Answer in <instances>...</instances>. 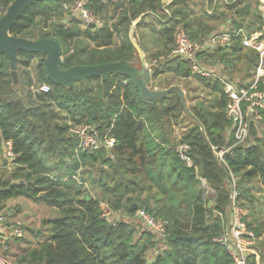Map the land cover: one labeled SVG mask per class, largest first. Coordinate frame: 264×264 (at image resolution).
Instances as JSON below:
<instances>
[{"label":"trees","instance_id":"obj_1","mask_svg":"<svg viewBox=\"0 0 264 264\" xmlns=\"http://www.w3.org/2000/svg\"><path fill=\"white\" fill-rule=\"evenodd\" d=\"M75 1L36 2L24 11L10 33L32 40H57L62 49L63 69L117 61L135 65L137 49L130 37L133 25V36L148 29L167 37L170 42L164 47L168 51L178 26H183L194 40L202 33L204 21L195 27L196 20L189 19L194 11L187 9L186 0H173L169 5L162 0H86L91 14L102 20L101 27H84L71 15L69 21L54 22L50 33H31L39 19L46 27L53 12L64 13V5ZM203 1L212 9L211 14L206 10L202 14L208 22L226 16L223 20H230L234 30H253L257 28L255 22L261 23L257 0H253L255 10L250 0ZM12 2L0 0L4 12ZM250 16L253 19L245 24L243 21ZM211 28L216 31L214 26ZM142 38H146L144 33ZM139 40L141 50L147 52L146 43ZM17 55V66L25 69L34 60H40L36 77L42 84H49L51 90L33 91L30 76L25 86L14 85L8 60L0 54V162L7 142L12 143L15 154L14 170L8 177L0 178V203L25 197L60 211L58 217L46 223L50 226L49 238L23 255L21 264H235L226 246L218 240L228 221L231 176L237 178L241 198H246L250 189L245 186L254 180L264 187V128L261 136L253 126V144L235 143L233 122L226 114L229 99L219 81L199 77L220 95L215 103L196 101L191 105L190 111L200 124L194 123L177 139L173 128L184 110L177 95L145 101L131 81L119 74H111L105 81L100 77L78 81L72 87L55 85L47 77L40 54ZM212 56L229 67L246 57L250 69L244 78L253 74L257 63L256 52L242 46L240 38L229 51L215 49ZM181 69L185 70V77L191 75L189 64L181 59L159 61L152 76L178 73ZM33 99L44 104L30 103ZM59 112L66 115L62 117ZM73 125H90L101 138L108 134L115 140L114 147L77 152L79 140L69 132ZM181 143L190 147L187 153L191 166L181 158ZM221 152L224 162L218 156ZM97 161L99 171L89 172L93 188L98 191L92 194L80 182H85L82 169L87 162ZM200 177L217 191L213 208L202 201ZM146 191L151 195L143 198ZM133 204L137 205L135 210H131ZM103 205L113 211L125 209L139 221L140 209L166 220V234L161 238L164 247L157 244L151 236L156 235L142 221L143 227L141 223L134 225L106 217ZM215 211L222 212L224 218ZM248 227L258 236L264 233L263 226ZM153 252L156 253L150 261ZM248 264H257L254 255L249 256Z\"/></svg>","mask_w":264,"mask_h":264},{"label":"built area","instance_id":"obj_2","mask_svg":"<svg viewBox=\"0 0 264 264\" xmlns=\"http://www.w3.org/2000/svg\"><path fill=\"white\" fill-rule=\"evenodd\" d=\"M64 8L70 10L77 17L82 26L88 27L95 24L101 27L99 19L94 17L85 3L76 0L72 4H65ZM167 15H170L168 8L164 9ZM257 10L262 21V25L254 30L245 28L232 29L231 25L226 28H220L207 37L200 40L192 39L183 26L176 28L174 36V45L170 51L161 56L159 59L153 60L150 64L146 63L148 69L153 71L159 61H171L181 59L189 64L190 71L193 75L202 78H214L222 84L223 92L228 97L229 102L226 107L227 117L233 122V136L236 144H242L249 136L251 128L257 126L262 120L264 113V0H257ZM209 14L212 9L207 10ZM256 25V24H255ZM258 26V25H257ZM241 40L242 46L252 49L256 52L257 63L253 70L251 80L245 82H234L228 80L227 77L219 70L220 66L211 67L201 61V55L214 49H231L236 39ZM216 65V64H215ZM126 82V81H124ZM38 93H48L51 90L49 84L43 83L37 88H33ZM79 126V125H78ZM72 135L79 140L77 152H92L103 147L112 149L115 140L106 134L103 138L99 136L97 129L86 125L83 128L71 126ZM189 145L181 143L178 147L181 158L192 165L190 156L188 155ZM228 150V149H227ZM226 150V151H227ZM7 159L13 161L15 154L12 149V143L9 141L5 144V152ZM223 152L219 153L222 158ZM224 162V161H223ZM201 186L206 191H211L212 187L205 178L200 177ZM205 193V191L203 192ZM231 203H235L236 196L231 194ZM238 197V196H237ZM229 207L228 221L225 224V230L218 239L223 243L235 264H248L250 255H254L257 264H261V254L259 253L255 243L258 238L263 235H257L253 229H250L243 221L239 210L233 206ZM216 215L224 218L222 212L215 211ZM104 215L108 217V214ZM137 216L142 219L147 228L158 237L162 238L166 234V226L168 222L163 219L155 218L143 209L137 211ZM24 227L19 219L12 220L5 216H0V244L9 243L11 240L23 238ZM156 253V252H155ZM152 253L150 261H153ZM0 264H13L10 258L0 253Z\"/></svg>","mask_w":264,"mask_h":264},{"label":"rangeland","instance_id":"obj_3","mask_svg":"<svg viewBox=\"0 0 264 264\" xmlns=\"http://www.w3.org/2000/svg\"><path fill=\"white\" fill-rule=\"evenodd\" d=\"M84 3H86V0H81ZM188 1V10L194 11L189 15V19L196 20L195 22L196 25L195 27L197 28L198 25H200L198 22L199 21H204L202 23V33L201 36L198 38L200 40L202 37H207L211 33H213V29L211 28L212 26L215 27L216 30H218L219 26H221L222 23L226 22L223 19L226 16H222L219 21H206L205 17L202 18L203 12H205V5L203 0H186ZM251 1V5L253 9L255 10V3L253 0ZM65 10V8H64ZM112 10V8H111ZM70 11V10H69ZM68 10H65L64 13H59V12H53L52 13V19L51 21L48 22V26L44 27V21L42 19H39L37 21V24L34 26L33 29H31V33L39 35L41 33H50L52 25H54V22H59L61 20L69 21L70 16L72 15L71 12ZM4 12L3 6H0V13ZM254 12V11H253ZM230 13V12H229ZM255 13V12H254ZM205 14V13H204ZM231 14V13H230ZM99 20L100 18L97 17ZM203 20H202V19ZM252 17L246 18L243 22L245 24L250 23ZM230 21V20H227ZM102 24V20H100ZM260 24L258 22H255L256 25L261 26L262 21L260 20ZM159 28L160 26H156ZM146 31V38H144V42L146 41V47L149 49V53L145 52V56H148V59L145 62L149 63L150 61H153L155 59H159V57L164 56L167 54L169 51L166 49L164 46L168 44L170 41H168L167 37H162L158 33H152L150 30H145ZM175 36V33H174ZM137 41V37L134 36ZM34 40V39H33ZM174 45V42H173ZM144 55V53H143ZM144 56V57H145ZM203 58H201L202 60ZM215 58L210 59H203L202 62L206 63L209 66H214L217 62L215 61ZM40 60L36 59L32 62L31 66L29 69L23 68L22 65L17 66V71H18V78H19V83L18 85H22L21 87L26 85V82L28 80V77L30 76L32 78V85L31 88H37L39 87L42 83L40 80L36 77V66ZM135 65L140 67L141 61L139 58V54L137 51V56L135 58ZM230 74L232 77H239V76H245L246 73L248 72V69H250L249 64L246 61V57H244L242 60H238L236 62L235 66H230ZM173 73V74H169ZM165 74V73H164ZM163 74V75H164ZM167 75L165 77L159 78V81L165 85L168 84H175L177 87H181L182 89H191L190 87L194 88L195 83L197 82L195 78L192 77V79H183L185 74V70L181 69L180 72H167ZM11 79V76H10ZM247 79V78H246ZM12 80V79H11ZM245 81V78H244ZM248 80L245 81L247 83ZM202 85V84H201ZM195 89V88H194ZM34 91V90H33ZM187 92V91H186ZM32 102L30 103H36L35 105H43L44 103L37 102L31 100ZM200 102V101H198ZM198 102H193V103H187V107L189 108L191 105L194 103ZM29 105V104H28ZM30 104L29 106H31ZM183 106V104H182ZM191 112V111H190ZM62 117L66 115V113L59 112ZM179 120L177 121V125L173 128V136H175L177 139H179L188 129L191 127L194 123H196V119L188 114L185 109L179 113ZM86 125H79L77 127L83 128ZM254 126V125H253ZM73 127V126H72ZM253 128V127H252ZM251 128V129H252ZM259 134H263L262 128H264V123L262 120L258 123L256 126ZM72 134V131H69ZM253 136H251V130L249 133L248 138L246 141H244L242 144L250 145L253 144ZM15 166L13 163H9L8 165H4L3 162H0V178L8 177L12 171L14 170ZM100 169V163L97 161L96 163L92 162H87V166H85L82 171H85L84 174L82 175L84 178L83 180L85 182H80V184H83V186L87 187L90 189L92 194L94 192H97L93 187V178L89 174L91 173H97ZM88 172V173H86ZM231 183H230V191L231 194L234 193L236 196L235 203L232 202V208L233 206L236 207L245 222V224H251V227H256V226H263L264 227V187L261 185V183L258 180H254L252 183L247 184L245 187L250 189V192L246 196V198H241L239 197V190L236 188L237 185V178L234 176H231ZM203 193L202 201L205 203L206 206L213 208L214 205L217 203V191L212 188V190L206 191L204 188L201 186ZM151 195V192L146 191L142 193V197L146 198ZM232 196V195H231ZM238 196V197H237ZM230 207V208H231ZM230 209L228 208L227 210V215L229 214ZM11 212L13 214V218H17L20 221H22L23 227H24V236L23 238L16 239V240H11L9 243L6 244H0V253H3L4 255L8 256L13 264H21L20 259L22 258L23 255H25L30 249L36 248L39 244L43 243L46 241L49 236H50V226L47 225V221L53 218H56L60 215L59 209L52 207L48 204H45L44 202L38 201V200H33L25 197H15L11 198L7 201L1 202L0 203V215H5V217H8L7 213ZM103 213L108 214L109 218L116 219V220H121L125 221L131 224H138L141 223L142 227L144 226L142 224V219L139 221L137 218H132L128 213H126L125 209H121L118 211H113L106 205H103ZM11 219V218H10ZM13 220V219H12ZM144 223V222H143ZM139 225V224H138ZM27 228V231H25ZM148 231V230H147ZM150 231V230H149ZM264 232V231H263ZM262 237L258 238L255 246L257 247L258 251L260 254L263 255V261L261 260V264H264V233H262ZM139 234L136 235V238H138ZM153 239L157 242V244L161 247H164V244L161 242V238L156 235L153 236ZM261 258V256H260Z\"/></svg>","mask_w":264,"mask_h":264},{"label":"water","instance_id":"obj_4","mask_svg":"<svg viewBox=\"0 0 264 264\" xmlns=\"http://www.w3.org/2000/svg\"><path fill=\"white\" fill-rule=\"evenodd\" d=\"M42 1L44 0H13L5 13L0 17V54L5 55L8 60L10 75L14 85H18L19 83L17 71L18 52L38 53L44 59V69L48 79L55 85L72 87L78 81H85L93 77H100L102 81H105L111 74H119L131 81L138 89L143 100L156 102L170 94H175L180 98L185 111L193 116L187 107L185 95L181 88L171 87L167 90L152 89V73L146 65L141 48L132 39L133 26L130 29V37L138 51L141 61L140 67L127 61H117L98 65H74L68 69H63L62 49L57 40L48 37L32 40L12 35L10 31L24 11L36 2ZM90 27L95 28L96 25L92 24ZM195 119L200 124L199 120ZM136 207L137 205L133 204L131 210H135Z\"/></svg>","mask_w":264,"mask_h":264},{"label":"crops","instance_id":"obj_5","mask_svg":"<svg viewBox=\"0 0 264 264\" xmlns=\"http://www.w3.org/2000/svg\"><path fill=\"white\" fill-rule=\"evenodd\" d=\"M123 1H127V0H123ZM163 1V3L165 4V5H169L170 3H172V1L173 0H162ZM209 9V5L206 3L205 4V10L207 11ZM136 22L137 21H135L134 22V24H136ZM230 25H232V23H231V21H227L221 28H226V26H230ZM257 28H258V26L257 25H255ZM256 28V29H257ZM145 30H147V29H143V30H140V32H136V37H137V40H139V41H142V42H144V38H142V34L144 33V35H146V31ZM254 30V29H253ZM134 32H135V27H134V25H133V30H132V39L137 43V41L135 40L136 38L133 36V34H134ZM145 43H146V41H145ZM138 44V43H137ZM139 45V44H138ZM140 47V46H139ZM215 50V49H214ZM214 50H211V51H209V52H206L205 54H203V55H201V58H203V59H207V57H209L210 59H212V52L214 51ZM220 50H223V51H229V50H225V49H220ZM148 51H149V49H148ZM142 53H144V56L147 54V53H149V52H147L146 54H145V52H143L142 51ZM166 55V54H165ZM145 59H146V61H147V59H148V56H145L144 57ZM160 58V57H159ZM202 59V60H203ZM201 60V61H202ZM152 61H150L149 62V64L151 63ZM147 63V62H146ZM214 66H220V68H219V70H217V71H221L226 77H227V79L228 80H232V81H234V82H245L244 81V75L243 76H239V77H232L231 76V74H230V69H229V66H228V64L226 63V62H223V61H217V63H216V65H214ZM214 66H211V67H214ZM167 72H165V74L164 73H162V74H160V75H158V76H156V77H152V81H151V87H152V89H157V90H167V89H169V88H171V87H177L175 84H168V85H165V84H163V83H161L160 81H159V78H162V77H165L167 74H166ZM190 73H191V71H190ZM164 74V75H163ZM169 74H173V73H169ZM192 77L193 78H195V79H197L196 81V85H194V88L193 87H190L191 89H189V90H187V89H182L181 87H179V88H181L182 90H183V92H184V95H185V99H186V102L187 103H193V102H196V101H202V102H204V103H215V101H216V99H217V97H218V95H220L216 90H214L213 88H211L210 86H208L207 85V83H206V80H204V79H201V78H199V76H195V75H193L192 73H191V75L190 76H188V77H182L183 79H192ZM251 77H252V75L249 77V78H247L248 79V81L249 80H251ZM207 80H216V79H214V78H207ZM245 80H246V78H245ZM218 81V80H217ZM247 81V82H248ZM202 84V85H201ZM187 91V92H186ZM182 103V102H181ZM70 124H71V122H69ZM73 126H78V125H73ZM1 162H3L4 163V165H8L9 163H12L11 161H9L8 159H7V157H6V155H3V158H2V160H1ZM14 165V164H13ZM7 215H8V217H10L11 219H13V220H15V219H17V218H13L12 216H13V214L11 213V212H8L7 213ZM0 216H5V215H0ZM25 231H27V228H26V230ZM151 259V258H150Z\"/></svg>","mask_w":264,"mask_h":264}]
</instances>
